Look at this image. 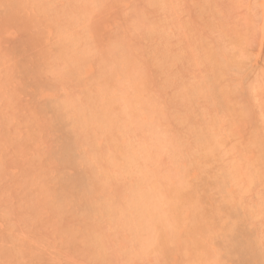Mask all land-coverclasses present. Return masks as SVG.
Masks as SVG:
<instances>
[{
    "label": "rangeland",
    "instance_id": "rangeland-1",
    "mask_svg": "<svg viewBox=\"0 0 264 264\" xmlns=\"http://www.w3.org/2000/svg\"><path fill=\"white\" fill-rule=\"evenodd\" d=\"M263 149L264 0H0V264H245Z\"/></svg>",
    "mask_w": 264,
    "mask_h": 264
},
{
    "label": "bare ground",
    "instance_id": "bare-ground-1",
    "mask_svg": "<svg viewBox=\"0 0 264 264\" xmlns=\"http://www.w3.org/2000/svg\"><path fill=\"white\" fill-rule=\"evenodd\" d=\"M215 54H217V53H215ZM219 54H220V53H219ZM222 54H223V53H222ZM222 54H221V55H222ZM213 56H214V55H213ZM216 56H217V55H216ZM219 57H220V56H217L216 58H219ZM223 58H224V54H223ZM221 59H222V56H221ZM221 59H220V61H221ZM216 61H217V59H216ZM236 61H237V60H236ZM214 63H215V62H214ZM217 63H219V62L217 61L216 64H217ZM232 63H233V62H232ZM219 64H220V63H219ZM222 64H223V63H221V65H222ZM234 64H235V63H234ZM236 64H238V63H236ZM241 64H242V63L240 62L239 66H240ZM229 65H230V64H229ZM217 68H218V67H217ZM220 68H222V67L220 66ZM222 70H223V68H222ZM222 72H223V71L218 70V71L216 72L215 76H218V75L220 74V75H221V78H222V74H223ZM217 74H218V75H217ZM218 78H219V76H218ZM213 82H214V80H213ZM211 83H212V82L210 81V84H211ZM210 87H212V86H209V89H210L211 92H212V91L215 92L216 95H218V93H219V96H222V94H220L221 91L219 92V91L216 90V88H218L217 86L214 88V85H213V88L215 89V91H214L212 88H210ZM218 89L221 90L222 88H218ZM222 92H223V91H222ZM224 93H225V91L223 92V97H225V96H224ZM90 120H91V119H90ZM92 121H93V120H92ZM90 122H91V121H90ZM212 123H214V122H212ZM85 124H86V123H85ZM211 126L213 127V125H211V123H210V127H211ZM205 129H207V131L209 132L208 127H204L203 130L205 131ZM204 131H203V132H204ZM199 133H200V131H199ZM204 133H205V132H204ZM210 134H211V133H210ZM210 134L208 133V135H210ZM200 135H201V137H202V136L204 137V135H202L201 133H200ZM205 135L207 136V133H206ZM212 135H213V134H212ZM212 135H210V136H212ZM214 135H216V134H214ZM214 135L212 136V138H211V137L207 138V141H208L207 143H205L206 140H202L203 138L200 137L201 140H202V141L200 140V142H202L201 144H203V143H204V145L207 144L208 147H210L209 144L212 145V146H214V144H216L215 141H217V142L219 141V140H218V137H217L216 139H214ZM204 138H205V137H204ZM203 141H205V142H203ZM208 143H209V144H208ZM69 144H70V143H69ZM69 144H66V145L63 146V147H64V148H63L64 157L66 156L68 159L71 158V155L73 156V154L70 152L71 149H72V147H71V145H69ZM204 145H203V146H204ZM207 146H206V149H207ZM204 147H205V146H204ZM263 151H264V149H263ZM65 153H66V155H65ZM67 153H70V154L67 155ZM262 155H263V154H261V156H262ZM68 156H69L70 158H69ZM64 157H63L62 160H65L66 157H65V158H64ZM262 157H263V156H262ZM67 158H66V159H67ZM75 158H76V157L72 158V161H75V160H73V159H75ZM262 159H263V158H262ZM263 161H264V160H263ZM65 162H66L65 166H66L68 163L71 164L69 161L67 162V161L65 160ZM262 163H263V162H262ZM69 164H68L67 166H69ZM63 165H64V164H63ZM71 166H72V165H71ZM259 172H260V171H259ZM254 173L257 174L258 171H257V172L255 171ZM254 173H253V175H254ZM256 174H255L254 176H256V177L258 176V177H259V175H260V174H263V173H258V175H256ZM228 175H229V174H228ZM75 176H76V175H75ZM221 176H223V175H221ZM73 177H74V176H73ZM81 178H82V177H81ZM220 178H221V177H220ZM71 179H72V178H71ZM75 179H76V181H77V184L79 183V184L81 185V184L83 183V181H82L83 179H79L78 177H77V178L75 177L74 180H75ZM74 180H72V181H70V182H73ZM219 180H220V179H219ZM76 181H75V184H76ZM84 182H85V181H84ZM219 182H221V181H219ZM226 183H227V182L225 181V186H228L229 184L226 185ZM77 184L74 185V187L77 186ZM83 184H85V183H83ZM219 184H220V183H219ZM222 184L224 185V183H222ZM67 185H68V184H67ZM67 185H66V186H67ZM80 185H79V186H80ZM220 185H221V184H220ZM223 185H222V186H223ZM70 186H71V185H70ZM72 186H73V184H72ZM225 186H223V187L225 188ZM229 186H230V185H229ZM68 187H69V186H68ZM81 187H82V186H81ZM81 187H80V189H82ZM223 187L220 186V189H221V188L223 189ZM77 188H78V186H77ZM83 188L85 189L86 187L84 186ZM68 189H70V188H68ZM225 190H226V194H227L228 191H227V189H225ZM81 191H82V190H81ZM222 191L225 192L224 189H223ZM222 191L220 190V192H222ZM85 192H87V191H85ZM220 192H219V193H220ZM230 192H231V191H230ZM136 194H138V193H136ZM136 194H134V195H136ZM146 194H147V193L144 192V194H143L144 197H143V198L141 197L142 195H140V196H137V195H136V197H138V198L140 197V199L142 198L143 201H144V202L142 201V203H145V202H146V201H145V200H146V199H145V195H146ZM231 194H232V192H231ZM231 194H229V196H231ZM138 195H139V194H138ZM147 195H149V194H147ZM151 195H152V194H150V197H151V198H149V196H148V197L146 196V197L148 198L147 200H149V201L152 200V196H151ZM220 195H222V194L220 193ZM232 195H233V194H232ZM66 196H67V195H66ZM134 197H135V196H134ZM134 197H133V195H132L133 200H135ZM220 197H222V196H220ZM223 197H225V196H223ZM138 198H137V199H138ZM226 198H227V196H226ZM144 199H145V200H144ZM131 201H132V200H131ZM150 202H151V201H150ZM132 203H136V205L139 206L141 202L139 203V205L137 204L138 201H132ZM142 203H141V204H142ZM106 206H107V205H106ZM108 206H109V207H108ZM108 206H107L108 209H110V210L113 209L112 207L110 208V205H108ZM233 206H234V207H235V206L237 207L238 205H233ZM100 207H101V205H100ZM140 207H142V206H140ZM144 207H145V206H144ZM144 207L141 209V211H143L142 213L144 214V209H145V211L147 210L146 212L150 213L151 210H148L149 207H150V205H149V207L146 206V207H148V209H146V207H145V208H144ZM171 207L173 208V206H171ZM234 207H232V209H233ZM236 207H235V209L238 210V209H237L238 207H237V208H236ZM103 208H105V207L102 206L100 209H103ZM98 210H99V209H98ZM103 210H104V209H103ZM217 210H218V209H217ZM236 210H235V213H236V219H235L234 221H233V217L235 218V215H233L234 209L232 210L233 212L231 211V212H232L231 215H233L232 218L229 217V216L227 217V215H230V214L228 213L227 215H225L226 217L224 216L225 219L228 220V221H229V219H232V221L230 220L231 223H232V222H235V221H237V220H240V219H237V217H238L240 214H238V211L236 212ZM243 210H245V211H244V212H245L244 215H246V214L248 213V214H247V217H249V214H250L251 212L249 213L248 211H249L250 209L246 210V208H243ZM243 210H242V211H243ZM100 211H101V210H100ZM105 211H106V210H105ZM112 211H113V210H111L110 212L112 213ZM229 211H230V210H229ZM240 211H241V209L239 208V213H241ZM246 211H247V212H246ZM146 212H145L144 215H146ZM242 213H243V212H242ZM242 213H241V215H243ZM237 214H238V216H237ZM231 215H230V216H231ZM241 215H240V217H238V218H241L240 221L242 222V217H243L244 215H243V216H241ZM252 215H253V212H252ZM139 217H140V216H139ZM139 217L137 218V219H138V220H137L138 222H139L140 219L144 218V217L141 216L142 218L140 217V219H139ZM196 217H197V216H196ZM250 217H251V216H250ZM250 217H249V219H251ZM197 218H198V217H197ZM228 218H229V219H228ZM245 218H246V217H245ZM203 219H204V218H203ZM203 219H202L201 222L205 224V221H204ZM156 220H157V219H155L154 221H156ZM159 220H160V219H159ZM159 220H157V221H159ZM199 220H200V219H199ZM205 220H206V218H205ZM243 220H245V219H243ZM157 221H156V222H157ZM161 221H162V220H161ZM245 221H247V220H245ZM248 221H249V220H248ZM248 221H247V222H248ZM138 222H135L136 225L138 224ZM143 222H144L143 220H142V223L139 222V226H141V225L143 226V224H144V225H145L144 227H146V226H147V225L145 224L146 222H145V223H143ZM241 222H240V224H243V223H241ZM157 223H158V222H157ZM231 223H229V224L231 225ZM245 223H246V222H245ZM245 223L243 224L242 227L240 226V224H239L238 221L235 222V224L233 223V225H231V226L228 228V229H229L228 232L231 231L233 235H234V233L239 234L242 230L244 231L245 226L248 225L247 223H246V225H245ZM236 224H239V227L242 228V230H241V229L239 230V233H237V231H238L237 228H239V227H237ZM137 226H138V225H137ZM139 226H138L137 228H139ZM159 226H160V228H161L162 226H163V228L166 227L167 229L165 228L164 232H165V233H166V231L168 232V230H169V229H168V226H165V224H163L162 226H161V225H159ZM248 226H249V225H248ZM205 227H206V226H205ZM209 227H210V229H211V226H209ZM141 228H143V227H141ZM249 228H250V226H249ZM161 229H162V228H161ZM201 229H203V228H201ZM206 229H207V227H206ZM228 229L226 228V230H228ZM246 229H247V230H245L244 232H242V236H243L244 233L247 232V231L250 233V231H251L250 229H251V228L248 230V228H247V226H246ZM162 230H163V229H162ZM204 230H205V229H204ZM204 230H201V231H204ZM226 230H225V232H226ZM205 232H207V231H205ZM251 232H252V231H251ZM252 233H253V232H252ZM226 234H227V233H226ZM232 234H229V235L227 234L228 237L231 235V237L229 238V240L231 239V241H232V238H233V237H232V236H233ZM245 234H247V233H245ZM227 235H226V236H227ZM251 235H252V234H251ZM238 236H239V235H235V236H234L233 239H235V240L232 241V242H233V245H231L232 242L229 241V243L231 242V244H229V246H228V244L223 245V246H225V247L228 246L227 248L230 247L231 249L229 248L230 250H229V249H228V250H229V251H232V250H233V252H232L233 254H236V253H237L236 255L238 256V258L240 257V255H239L238 253H241V257H240L239 259L236 258V260H242V259L245 257L244 259H246V260H244V259L242 260V261L245 262V264H246V263H247V264H264V250H263V252H262V249H263V248L261 249V248H259L260 246H259V247L257 246V245H258V244H257V241H256V240H253V239H250V238H246V239H243V240H242V239H239V238H241L242 236H239V237H238ZM255 239H256V238H255ZM258 239H259V238H258ZM260 239H261V238H260ZM261 240H262V239H261ZM171 241H172V240H170V242H171ZM260 244H261V243H260ZM231 246H232V247H231ZM260 249H261V250H260ZM228 250H227V251H228ZM224 251H225V250H224ZM236 251H238V252H236ZM234 252H235V253H234ZM232 253H230V255H231ZM226 254L229 256L228 261L230 260V262H231V258H232V255H233V254H232L231 256L229 255V253H226ZM226 254L224 253V255H226ZM227 255H226L225 257H227ZM242 257H243V258H242ZM227 258H228V257H227ZM196 259H197V257H196ZM196 259H195V260H196ZM199 259H200V257H199ZM232 259H233V258H232ZM233 260H234V259H233ZM242 261H241V262H242Z\"/></svg>",
    "mask_w": 264,
    "mask_h": 264
}]
</instances>
